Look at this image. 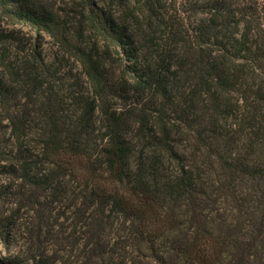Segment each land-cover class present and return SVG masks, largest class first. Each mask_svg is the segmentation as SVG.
<instances>
[{
  "label": "trees",
  "instance_id": "1",
  "mask_svg": "<svg viewBox=\"0 0 264 264\" xmlns=\"http://www.w3.org/2000/svg\"><path fill=\"white\" fill-rule=\"evenodd\" d=\"M114 1L121 17L80 1L89 27L121 50L135 94L125 112L104 109L129 84L108 85L81 53L102 112L99 157L59 100L46 107L42 154L54 169L42 182L68 174L80 186L76 264H264V0ZM0 5L40 30L60 26L27 0ZM10 121L19 141L22 123ZM42 226L55 240L68 228Z\"/></svg>",
  "mask_w": 264,
  "mask_h": 264
},
{
  "label": "rangeland",
  "instance_id": "2",
  "mask_svg": "<svg viewBox=\"0 0 264 264\" xmlns=\"http://www.w3.org/2000/svg\"><path fill=\"white\" fill-rule=\"evenodd\" d=\"M80 1L27 0L31 7L51 13L60 25L54 32L18 20L9 7L0 5V259L14 258L20 264H76L71 225L80 186L68 174L54 184L42 182L51 178L54 169L43 158L42 140L48 126V98H54L60 101L69 128L83 130V146L99 157L105 132L102 112L80 64L81 53L102 64L108 85L117 90L118 85L129 84L126 92L108 94L104 109L118 114L134 101L121 50L89 27ZM96 1L105 11L122 16L114 0ZM12 116L22 123L19 141L14 137ZM82 118L89 120L90 129H80ZM54 220L68 227L57 240L45 227L39 231L42 224Z\"/></svg>",
  "mask_w": 264,
  "mask_h": 264
}]
</instances>
